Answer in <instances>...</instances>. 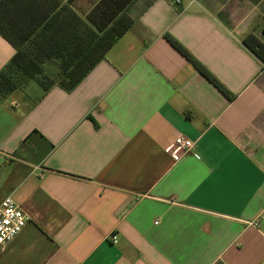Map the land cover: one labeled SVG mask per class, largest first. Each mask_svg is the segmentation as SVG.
Returning a JSON list of instances; mask_svg holds the SVG:
<instances>
[{"label": "crops", "instance_id": "1", "mask_svg": "<svg viewBox=\"0 0 264 264\" xmlns=\"http://www.w3.org/2000/svg\"><path fill=\"white\" fill-rule=\"evenodd\" d=\"M250 34L264 45V0H0V71L17 52L48 76L90 69L0 103V204L30 217L0 264H264ZM179 136L194 149L175 161Z\"/></svg>", "mask_w": 264, "mask_h": 264}, {"label": "trees", "instance_id": "2", "mask_svg": "<svg viewBox=\"0 0 264 264\" xmlns=\"http://www.w3.org/2000/svg\"><path fill=\"white\" fill-rule=\"evenodd\" d=\"M117 38L118 37H114L113 40L116 41ZM171 41L210 81L226 95L231 96L230 92L217 80V78L211 75L199 61L190 56L174 39H171ZM244 42L257 55L260 54V49L264 47L260 40L253 34L248 35L244 39ZM89 71L90 69L78 70L77 72L79 75H75V72L70 71L48 76L43 69L28 67L27 62L24 60V55L17 52L15 57L0 71V103H4L12 93L20 88H24L31 81H36L38 87L42 90L41 95L35 100V103L40 102L48 91L57 84L67 91H72Z\"/></svg>", "mask_w": 264, "mask_h": 264}, {"label": "built area", "instance_id": "3", "mask_svg": "<svg viewBox=\"0 0 264 264\" xmlns=\"http://www.w3.org/2000/svg\"><path fill=\"white\" fill-rule=\"evenodd\" d=\"M172 4L179 6L183 0H170ZM194 142L184 136H179L175 140V144L171 149V155L175 161H179L185 154L191 151ZM30 217L22 210L13 196L6 197L0 204V248L5 247L24 230ZM251 225L262 232L264 229L259 220L251 222ZM113 240H117V236H112Z\"/></svg>", "mask_w": 264, "mask_h": 264}, {"label": "rangeland", "instance_id": "4", "mask_svg": "<svg viewBox=\"0 0 264 264\" xmlns=\"http://www.w3.org/2000/svg\"><path fill=\"white\" fill-rule=\"evenodd\" d=\"M36 87H37L36 84H34L33 81H31V82H29V84L27 86H25L24 88H20L18 90L26 91V93L29 92V90H33L31 93L33 96H31V97H36L38 94V92L35 90Z\"/></svg>", "mask_w": 264, "mask_h": 264}]
</instances>
